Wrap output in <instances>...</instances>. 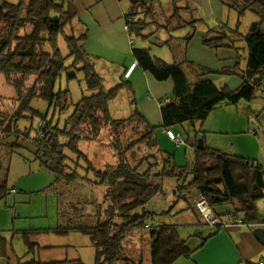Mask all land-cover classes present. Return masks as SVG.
<instances>
[{
    "label": "trees",
    "instance_id": "1",
    "mask_svg": "<svg viewBox=\"0 0 264 264\" xmlns=\"http://www.w3.org/2000/svg\"><path fill=\"white\" fill-rule=\"evenodd\" d=\"M118 1L131 4V10L125 16L131 39L133 35L152 37L153 34L147 35L146 32L159 20L156 11L163 0ZM75 3L76 0H70L66 6L59 4L58 0H20L18 4H12L3 0L0 4V74L15 89L18 103L12 113L0 111V154L3 148L11 153L29 151L35 162L54 175L56 180L50 188L61 193L62 198H66L64 192L70 187L75 190L66 206V210L71 207L72 211H67L65 217L63 208L60 216L67 224L60 225L55 232L90 236L97 250L96 264L130 262L131 258L126 254L130 246L126 241L134 234L143 239L147 234L151 240L150 264H175L180 259L192 260L195 253L222 231L226 218L230 220L228 223L237 225L241 222L251 229L264 225L256 206L264 198L262 163L223 154L204 142L202 150L197 149V143L193 146L196 155L193 165L179 166L174 156L163 150L158 135L160 129L167 132L177 125L191 124L196 128L220 108L238 106L242 102L253 103L263 98L260 92L264 90V0L222 1L239 20L247 13L259 19L247 35L228 23L206 27L198 15L200 10L192 7L190 0H171L173 10L170 16H162L164 25H159L158 32L160 28L168 31L188 28L184 38L171 36L188 48L205 27L204 46L212 50L234 51L238 62L234 68L213 71L187 60L168 63L153 56L148 48L133 47L135 68L149 73L158 83L169 80L174 83L170 97L161 102L162 124L159 127H153L147 121L137 109L135 100L131 101L132 116L113 119L110 103L132 85L126 79L128 71L124 74V82L109 90L104 88L103 79L97 72L100 57L87 51L89 31L81 23ZM60 36L69 47L67 56L59 48ZM171 43L169 40L161 45ZM242 51L248 53L246 69L241 67ZM70 57L74 60L67 67L66 60ZM69 69L82 73L91 95L74 105V111L62 127L35 109L33 102L42 100L60 110L67 109L69 91L56 92V84ZM213 75L237 76L242 83L237 89L228 85L219 87L210 79ZM68 77L75 79L77 74ZM35 119L39 120L36 125L33 123ZM24 121L27 124L23 126ZM135 122L139 125L141 138L129 139L124 146L121 131ZM106 128L112 130V148L117 162L101 171L80 150L79 144L97 140ZM168 183L172 185L169 188ZM5 187L0 188V201L8 195ZM194 194L210 201L219 219L218 226L212 227L199 213ZM170 196L174 198L172 205L155 209L157 200L167 202ZM59 199L61 203L60 196ZM182 202L186 208L174 215ZM223 207L231 209L224 217L215 212ZM188 211L194 214V223L189 227L166 221ZM186 228L193 232L187 239L181 235V230ZM204 228L215 231L204 236ZM192 238L202 240L193 249L188 244ZM9 247V242L0 235V255L7 257ZM17 264L84 263L81 260L22 263L18 259ZM140 264H143L142 260Z\"/></svg>",
    "mask_w": 264,
    "mask_h": 264
},
{
    "label": "rangeland",
    "instance_id": "2",
    "mask_svg": "<svg viewBox=\"0 0 264 264\" xmlns=\"http://www.w3.org/2000/svg\"><path fill=\"white\" fill-rule=\"evenodd\" d=\"M19 1L20 0H8V2L12 4H18ZM69 1L70 0H58V3L68 6ZM218 1L221 3L223 0H209L210 4L217 3ZM2 2L3 0H0V4ZM123 3L131 7L130 2L123 1ZM184 3H180L179 5L183 6ZM190 4L192 7H196L200 10V14L197 13L205 21L204 26L211 27L221 24L217 22L215 17H209V10H206L199 1H196L194 6L192 0H190ZM157 7L158 11H156V17L159 15V20L157 23L152 24L146 32L147 35L153 34L152 37L144 38L133 35L131 39L133 40L132 43H134L133 47L148 48L151 50L153 56L162 58L168 63L178 62V60H191L187 59V48L185 43L182 44V42L179 43L180 40L171 39V36L175 38H184L189 31L188 28L184 27L179 30L170 31L166 28H160V31H157L160 27L159 25H164L162 16H170L173 10L171 0H163ZM223 7L227 13L223 23H230L229 25L233 29H237L243 35H247L251 26L259 22V19L252 13H247L242 17L240 22H236L235 19H239L237 14L229 10L226 6L223 5ZM141 16L142 15L139 17ZM150 22L152 21L150 20ZM170 25H172V23ZM202 31L206 32L207 28L203 27L201 32ZM169 40L172 42L169 46L161 45ZM58 41L62 54L67 56L69 54V47L65 39L60 36ZM90 48L91 51L94 50L92 51L94 53V55L91 54L92 56L97 54L100 57L97 72L103 79L104 88L109 90L122 83L124 74L121 65L118 64L121 63L120 57L110 50L96 47L95 44L94 46L90 45ZM241 53V67L244 68L246 67L248 54L246 51H242ZM73 60L72 57L68 58L66 60V66H71ZM141 72L143 71L139 69V75ZM72 73H76L77 78L69 79L68 75ZM221 77L229 78V76ZM127 81L134 84L122 90L120 95L110 103L113 119L121 120L132 116L133 106L131 101L135 100L137 109L146 117L147 121L153 127H159L162 122L156 125L154 119L148 116L141 107L143 100L148 96L150 91L146 82L140 80V76H136L133 81ZM219 81L221 80L218 79V81H216L217 86L221 87L225 85ZM60 91H69V105L64 111L60 110V108H55V106H49L47 102L42 100H35L33 102V107L41 113L48 115L49 119H53L54 123L60 124V126L63 127L67 117L74 111V105L85 96L91 95V93L87 90V85L82 73L77 72L75 69H69L58 80L56 92ZM16 98L17 93L15 89L7 84L4 76L0 74V111L12 113L18 106ZM238 107L239 106H234L237 111ZM239 109L241 110L243 108ZM261 118V115L254 117V127L256 126L258 129L262 128L261 124L264 125V118L263 120ZM38 121V119H35L33 121L34 125H36ZM26 122L27 121L23 122V126L27 124ZM29 122L32 123L31 121ZM138 126V123L135 122L124 132L121 131L122 142L125 143L124 146H126L129 139L136 141L141 138V133L138 132L140 129ZM202 126L203 124H197L196 129L191 124H187L184 126L177 125L170 129L175 135L183 137L184 141L187 143L186 146H177L163 129L159 130L158 135L163 150L173 155L175 162L179 166H191L195 162L196 155L193 146L197 143V140L205 137L204 132H206L204 128L202 129ZM200 130L202 131L201 138L198 137V133L196 132ZM112 143V130L106 128L102 131L97 140L82 141L79 144V148L88 156L96 169L104 171L108 166L115 165L117 162ZM0 167L3 168V171L0 172V188L6 186V193L8 194L5 199L0 201V233L9 242L10 254L14 258L12 262L18 259L22 263L31 261H36L38 263H54L67 260H81L84 264H96L97 250L90 236L76 232L68 234H59L55 232L60 225L67 224L65 218L62 221L60 216L63 208H65L66 211L65 217L68 215L67 211H72L71 207H69V210H66V206L68 205V201H70L71 197L75 194V190L70 187L64 192L66 198H62L61 193L50 188L56 180L54 175L42 168L39 162H35L29 151L22 150L11 153L9 149L3 148L0 154ZM59 196L62 200L61 203ZM157 203H159V201L155 203V209H158ZM169 205L172 204L170 203ZM256 206L258 214H260L259 216L264 217V198L258 201ZM184 208H186V204L182 202L175 209L174 215ZM189 214L183 216L182 219L179 218V216L182 215L180 214L168 218L166 221L169 224L185 225V227H187L189 223L191 224L192 222L189 219ZM212 230L215 231V229L212 228L202 229L204 234H208L212 232ZM192 234L193 232L188 228L181 230V235L185 239L189 238ZM128 239L129 241H126V243L130 246V250L127 251L126 254L131 258V261L119 264H140L141 260L143 264H150V237L146 234L143 239L142 236L134 234ZM196 240L198 242L202 241L201 239ZM197 241L193 240L192 243L189 244L190 248H195L194 244H197ZM179 261L182 262L185 261V259H180L176 263Z\"/></svg>",
    "mask_w": 264,
    "mask_h": 264
},
{
    "label": "crops",
    "instance_id": "3",
    "mask_svg": "<svg viewBox=\"0 0 264 264\" xmlns=\"http://www.w3.org/2000/svg\"><path fill=\"white\" fill-rule=\"evenodd\" d=\"M196 1L202 3L201 5L209 10V17H215L219 23L224 22L227 13L222 2L218 1L210 4L209 0H192L194 6ZM76 7L81 23L89 31V39L86 43L87 51L94 55L92 52L94 50L91 51L90 45L94 46L95 44L96 47L114 52L120 57L121 63H117L121 65L123 74H125L136 64V61L132 58L134 43H132L127 31L125 20V16L130 12L131 7L118 0H76ZM235 20L240 22L239 19ZM205 36L206 32H198L188 45L186 55L188 60L191 59L189 62L213 71L234 68L238 62L236 52L206 48L203 44ZM180 61L178 60V62ZM248 62L247 60L245 69ZM136 76H140V80H144L150 89L141 107L148 116L154 119V123L159 125L162 122L161 102L170 97L174 89V83L173 81L158 83L152 75L145 72H141L139 75V68H135L131 76L125 78L133 81ZM210 79L215 83L219 79L221 80L219 82L228 85L231 89H237L242 83L237 76L226 78L213 75L210 76ZM260 97L263 98H259L253 103L239 104L238 111L234 106H227L213 112L202 126V129L204 128L206 131L204 132L205 137L202 138L205 145L223 154L257 160L264 165V125L261 124L262 128L259 129L256 126L254 127V117L261 115V119L264 118V90L260 92ZM239 108L243 109L240 110ZM197 135L201 138L202 131L200 130ZM167 186L169 188L172 185L168 183ZM194 196L197 199L199 195L194 194ZM157 201H159L157 207L164 208L170 203L173 204L174 198L172 196L168 197L167 202L161 199ZM230 211L229 207L215 210L217 215L223 217ZM187 214H189V219L193 224L194 214L191 211L183 213L179 218L182 219ZM260 219L264 221V217L260 216ZM228 222L230 220L224 219L223 223L226 226L222 228L217 236L210 239L204 248L195 253L192 260L179 261L176 264H264V245L254 235V230L257 227L251 229L244 225H233ZM191 224L189 223L188 227ZM211 233L213 231L204 234V236ZM0 235L2 234L0 233ZM193 240L197 241L196 238H192L188 244L192 243ZM200 243L197 241V244H194L195 247ZM10 253L9 247L7 257L0 255V264H17L18 260L12 262L14 258Z\"/></svg>",
    "mask_w": 264,
    "mask_h": 264
},
{
    "label": "built area",
    "instance_id": "4",
    "mask_svg": "<svg viewBox=\"0 0 264 264\" xmlns=\"http://www.w3.org/2000/svg\"><path fill=\"white\" fill-rule=\"evenodd\" d=\"M137 63L134 64L126 73V77H130L131 73L135 69ZM168 101V100H167ZM169 136V138L177 145V146H186L187 143L184 141L182 136H177L173 131H167L166 132ZM196 207L199 211V213L204 217V219L207 221L208 224H210L212 227L218 226L219 219L216 217L215 213L213 212V209L211 208V203L208 199L198 196L196 199ZM237 225H243L241 222H238ZM259 226V227H263Z\"/></svg>",
    "mask_w": 264,
    "mask_h": 264
},
{
    "label": "water",
    "instance_id": "5",
    "mask_svg": "<svg viewBox=\"0 0 264 264\" xmlns=\"http://www.w3.org/2000/svg\"><path fill=\"white\" fill-rule=\"evenodd\" d=\"M197 149H204V141L202 139L197 141ZM254 235L264 245V227H257L254 230Z\"/></svg>",
    "mask_w": 264,
    "mask_h": 264
}]
</instances>
